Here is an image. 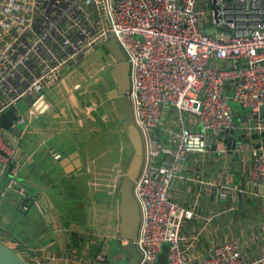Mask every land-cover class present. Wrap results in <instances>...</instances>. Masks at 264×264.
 I'll return each mask as SVG.
<instances>
[{"label": "built area", "instance_id": "obj_1", "mask_svg": "<svg viewBox=\"0 0 264 264\" xmlns=\"http://www.w3.org/2000/svg\"><path fill=\"white\" fill-rule=\"evenodd\" d=\"M112 38L128 66L126 95L142 147L132 183L139 255L128 264H155L164 243L165 264H242L234 237L189 256L213 215L178 203L169 188L187 153L211 150L233 130L259 135L236 147L251 153V177L264 178V0H0V113ZM229 99L250 114L234 122ZM23 120L17 113L14 122ZM13 152L0 128V180L9 175L8 185L19 168ZM191 218L201 221L194 234L181 229ZM85 259L98 264L103 255Z\"/></svg>", "mask_w": 264, "mask_h": 264}, {"label": "crops", "instance_id": "obj_2", "mask_svg": "<svg viewBox=\"0 0 264 264\" xmlns=\"http://www.w3.org/2000/svg\"><path fill=\"white\" fill-rule=\"evenodd\" d=\"M99 46L104 48L98 45L77 65L65 67L59 77L44 84L22 113L25 120L16 122L19 134L8 133L14 141L12 161L19 168L12 185H8L9 175L0 180V241L30 264H90L85 258L97 252L103 255L98 264H128L136 258L130 251L116 249L126 243L119 237L123 236L119 186L124 174L120 165H127L130 158L124 160L123 149L130 143L117 107L107 95L114 85L108 70L114 58L104 48L105 58L97 61L94 52ZM89 59L92 69L84 64ZM247 110L233 112L235 118L242 120ZM260 117L264 122V115ZM102 132L121 137L115 163L104 157L109 147L100 148L92 141L94 134ZM240 133L233 130L212 140L219 155L212 150L187 153L179 176L170 184L169 195L175 201L213 215L188 250L192 258L203 255L207 245L234 237L242 264H264V178L251 177L249 151L241 147L229 151ZM263 133L258 141L264 144ZM228 135L231 138L223 141ZM17 187H23V194ZM200 225V220L191 218L181 229L194 234ZM74 240L79 244L73 246ZM102 248L107 252L102 253ZM35 254L39 256L34 258ZM111 256L115 261L109 262Z\"/></svg>", "mask_w": 264, "mask_h": 264}, {"label": "water", "instance_id": "obj_3", "mask_svg": "<svg viewBox=\"0 0 264 264\" xmlns=\"http://www.w3.org/2000/svg\"><path fill=\"white\" fill-rule=\"evenodd\" d=\"M104 48L113 56L114 63L109 66V73L114 81L113 90L108 93V97L114 102L119 112V118L122 124V131L128 139L132 153L125 167L122 180L120 182V203H119V214L121 221L119 224V230L123 236L121 238L126 239L125 245H117L116 249H124L134 253L135 259H129L128 262H133L137 259L139 253L134 244V238L136 234V228L138 224V208L137 204L132 195V183L136 177L142 156V147L139 132L133 124L130 116L129 100L126 95V90L129 87L128 78V66L124 61L123 55L118 47V43L114 38L103 43ZM38 92H32L24 95L17 99L12 105L0 113V128L5 129L7 133L19 134V127L16 125L15 118L17 113H24L30 106L33 99L37 96ZM260 111H264V103L260 105ZM246 115L250 112L247 110ZM234 122H238L235 118ZM230 135L224 137L222 140L225 141ZM257 132H252L249 136L241 132L232 139L229 151H238L237 145L241 142H249L251 139L256 140L258 138ZM264 138V133L262 135ZM231 138V136H230ZM211 150L214 151L215 155H219L216 151V145H211ZM77 153V152H76ZM75 166H78L79 158L75 157ZM222 158L219 159V167L222 166ZM247 177V176H246ZM217 194V193H216ZM253 198V195L251 196ZM129 247V248H128ZM107 250L102 248V253H106ZM127 262V263H128ZM0 264H30L20 253L9 247L5 243L0 241Z\"/></svg>", "mask_w": 264, "mask_h": 264}, {"label": "rangeland", "instance_id": "obj_4", "mask_svg": "<svg viewBox=\"0 0 264 264\" xmlns=\"http://www.w3.org/2000/svg\"><path fill=\"white\" fill-rule=\"evenodd\" d=\"M105 54H106L105 49L103 47H100V46L98 47V50H96L94 52L95 59L97 61L104 59ZM89 61H90V59L86 60L84 62V64H86L87 67H89ZM75 65H77V64H75ZM69 66H71V65H69ZM71 69L72 68H70V70ZM88 69H92V68L89 67ZM232 110H233V112H236L237 110L242 112L240 105L234 101H232ZM261 114L264 115V111H261ZM92 137H93L92 141L95 145L101 144L100 148H103V149L106 147L110 148V150H108L105 153L104 157L107 158V161H111L112 163H115L118 160L119 155H120V149H119L120 146L119 145L121 143V137H118L117 135H115L114 133H111V132L110 133H103V132L102 133H96ZM130 152L132 153V148L128 144V146L124 147V149H123L124 160L128 159V155L130 157ZM115 167L119 168L118 165ZM125 167H126V164L124 167H123V165H120V172L124 173ZM113 261H115V257L111 256V258H109V262H113Z\"/></svg>", "mask_w": 264, "mask_h": 264}, {"label": "trees", "instance_id": "obj_5", "mask_svg": "<svg viewBox=\"0 0 264 264\" xmlns=\"http://www.w3.org/2000/svg\"><path fill=\"white\" fill-rule=\"evenodd\" d=\"M229 104L231 105V108H232V99H229L228 100ZM240 108L242 109V112L246 109H244L242 106H240ZM238 116V114H236ZM29 197H25L24 200H28ZM31 202V200H30ZM30 202L27 204V205H30ZM32 203V202H31ZM74 243L75 244H79V241L77 242L76 240L73 241V246H74ZM166 249H167V246H166V243H164L162 245V248H161V251L158 253L157 257H156V262L155 264H165L166 263Z\"/></svg>", "mask_w": 264, "mask_h": 264}, {"label": "flooded vegetation", "instance_id": "obj_6", "mask_svg": "<svg viewBox=\"0 0 264 264\" xmlns=\"http://www.w3.org/2000/svg\"><path fill=\"white\" fill-rule=\"evenodd\" d=\"M107 81H109V79Z\"/></svg>", "mask_w": 264, "mask_h": 264}]
</instances>
